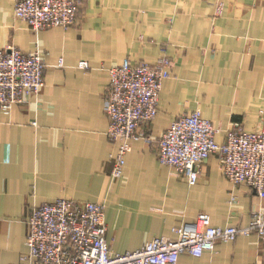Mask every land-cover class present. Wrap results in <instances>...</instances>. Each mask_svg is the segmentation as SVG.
Returning <instances> with one entry per match:
<instances>
[{
  "label": "crops",
  "instance_id": "obj_1",
  "mask_svg": "<svg viewBox=\"0 0 264 264\" xmlns=\"http://www.w3.org/2000/svg\"><path fill=\"white\" fill-rule=\"evenodd\" d=\"M38 50L45 62L41 94L0 111V264L28 252L33 206L60 197L102 202L114 252L135 250L207 212L217 226H246L264 199L221 171L217 155L200 166L196 184L162 164L155 144L132 142L123 175L112 176L117 145L109 135L103 94L110 68L126 58L154 63L167 53L172 75L151 122L158 139L179 115L200 109L221 129L248 131L264 108V0H84L69 28L35 31L0 0V48ZM63 59L64 65L59 61ZM81 60L89 68L79 67ZM36 121L37 124H33ZM177 264H264L256 232L219 240Z\"/></svg>",
  "mask_w": 264,
  "mask_h": 264
},
{
  "label": "built area",
  "instance_id": "obj_2",
  "mask_svg": "<svg viewBox=\"0 0 264 264\" xmlns=\"http://www.w3.org/2000/svg\"><path fill=\"white\" fill-rule=\"evenodd\" d=\"M84 0H15V15L35 31L76 24ZM173 59L167 53L154 63L126 58L110 68L103 99L109 118L108 135L116 143L112 176L123 175L132 142L155 144L158 159L196 184L200 164L217 155L222 173L233 184H247L264 199V108L261 126L245 130L233 121L222 141L221 129L200 109L174 119L158 139L150 128L159 110L164 81L171 77ZM59 65L64 61L60 59ZM79 67L89 68L87 60ZM46 62L40 51L14 45L0 48V111L9 114L26 94L39 96L45 86ZM33 124H37L33 121ZM28 252L15 264H177L182 253L201 256L219 240L231 241L252 232L264 237V210L253 212L246 226H217L207 212L173 227L175 237L155 236L135 250L114 252L107 237L102 202L60 197L35 205L28 217Z\"/></svg>",
  "mask_w": 264,
  "mask_h": 264
}]
</instances>
